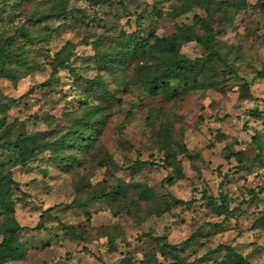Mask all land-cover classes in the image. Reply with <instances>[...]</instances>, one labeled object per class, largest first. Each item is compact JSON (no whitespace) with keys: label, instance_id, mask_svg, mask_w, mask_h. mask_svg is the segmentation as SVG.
Listing matches in <instances>:
<instances>
[{"label":"rangeland","instance_id":"374dc122","mask_svg":"<svg viewBox=\"0 0 264 264\" xmlns=\"http://www.w3.org/2000/svg\"><path fill=\"white\" fill-rule=\"evenodd\" d=\"M248 2L233 25L218 35L227 62L217 65L220 86L175 100L146 97L129 84L136 65L126 76L123 71H100L95 42L102 40L101 46L108 47L133 43L126 34L140 40L168 36L179 25L193 24L195 16L205 17L201 7L178 15L172 12L181 10V0H110L95 7L87 0H9L7 11L0 7V39L12 36L26 58V65L13 63L7 66L9 75L0 77V100L8 103L0 143L1 137L21 132L62 136L87 106L100 102L82 78L100 75L115 93L95 148L77 154L81 162L60 169L44 153L26 166H13L22 189L14 192L15 216L29 229L10 250L0 251V264H180L159 251L158 236L177 245L181 260L194 264H215L225 252H212L219 244L232 245L254 264H264V230L256 226L264 212V192H259L264 186V0ZM21 25L30 37L16 32ZM62 50L70 56V67L55 70L52 62ZM181 52L190 58L206 55L195 41L185 43ZM241 77L250 84V97L242 94ZM47 81L50 86L42 87ZM165 126L171 127L172 151L184 171L174 185L169 178L177 177L175 168L165 159L157 135ZM5 129L10 133L3 134ZM180 144L190 150L188 155L180 154ZM104 151L113 163L100 165ZM237 151L243 152L242 163L228 158ZM15 159L13 150L1 149L0 169L3 161L11 165ZM137 161L154 164L130 169ZM118 178L149 186L156 196L143 199L134 191L122 204H72L116 186ZM81 180L86 187L80 189ZM204 194L217 203L228 202L234 215L224 221ZM171 196L196 202L187 209ZM39 223L43 228L34 229ZM192 234L196 239L184 243Z\"/></svg>","mask_w":264,"mask_h":264},{"label":"trees","instance_id":"16d2710c","mask_svg":"<svg viewBox=\"0 0 264 264\" xmlns=\"http://www.w3.org/2000/svg\"><path fill=\"white\" fill-rule=\"evenodd\" d=\"M9 0H0L2 10L9 9ZM91 6H100L109 4L110 0H87ZM193 6L201 7L206 16H195L193 24L179 25L175 32L168 36L151 35L152 40H140L136 34H126L133 43L126 42L119 45H110L102 47V40L95 42L97 50L95 52L96 63L100 71H105L111 75L123 71L124 75L128 74L129 68H133L134 73L128 80V83L137 86L143 90L146 97L165 96L169 100H175L179 97L196 90H205L212 87L220 86L218 79L219 71L218 64L227 66L222 45L218 39V35L222 34L228 26L233 25L234 17L249 6L248 0H181V10L175 9L172 14L190 12ZM1 10V11H2ZM64 10L58 11L55 15L60 16ZM221 25L215 30L213 24ZM18 34L30 37V31L21 25L16 29ZM195 41L202 46L206 52L205 56L190 58L181 52L182 46L187 42ZM23 47L16 43L12 36L0 39V77H7L9 69L13 63L26 65V58L23 56ZM70 56L65 52L59 51L55 56V61L52 62L53 68L56 70L59 67H70ZM71 71H75L71 68ZM233 70L229 67V72ZM78 75V74H76ZM87 86L90 87L91 93L99 97L100 102L87 106L85 111L74 118L72 124L66 128L62 136L53 138L51 133L36 132L28 133L21 132L17 136H3V141L0 143L1 149L13 150L16 154V159L10 165L9 162L3 161L0 169V251L6 252L10 250V246L14 245L19 239L21 233L27 229V226L21 225L17 220L16 200L14 192H22L21 185L14 179L13 166H26L30 161L38 156L48 153L54 165L60 169H65L67 166H72L75 163L81 162L77 156L78 153H87L94 149L103 133V123L107 118V110L112 106L115 98V93L109 89L102 76L93 79L82 78ZM240 85L242 94L245 97L252 95L248 80L241 77ZM50 82H44L42 87L47 88ZM8 103L0 100V129L6 124ZM131 112H128V116ZM7 129L3 130V134ZM159 142L163 146L169 165L175 168L177 177L169 178V181L174 185L179 179L184 177V171L181 161L177 157V153L172 151L174 139L171 135V127L165 126L161 131L157 132ZM180 154L188 155L189 149L180 144ZM260 148H262L260 146ZM261 153V152H260ZM107 155L99 160L100 165L113 163L111 155L104 151ZM236 158L242 163L243 152H231L228 158ZM154 162L137 161L136 165L130 166V169L144 167ZM117 185L110 189L105 187L95 190L85 202L82 200L73 201L72 204H84L90 201L106 200L110 205L122 204L129 200L134 191H137L140 198L148 199L156 196L155 192L149 187L141 183H129L122 178H118ZM86 187L84 180L79 182V188ZM260 193L264 192V186L260 187ZM254 196L258 192L252 191ZM205 199L213 207L219 215H224V221H227L235 213V209H230L229 203L221 201L217 203L216 198L204 194ZM177 204L185 205L189 208L196 202V199L184 200L171 196ZM57 205L47 208L43 214L46 215ZM256 226L264 230V212L257 219ZM42 224H38L34 229H42ZM196 234L186 240L196 239ZM154 240L160 241V250L163 254L171 255L174 259L180 261V264H194L180 259L177 251V245L170 244L165 236L155 237ZM164 240V241H163ZM112 243V239H110ZM18 250L19 248H15ZM225 251L222 258L215 260V264H254L248 256L239 252L234 246L227 244H219L212 252ZM25 252V251H24ZM156 259L155 254L152 255ZM208 257L205 254L201 259ZM1 259V258H0ZM13 259V258H12ZM153 259V258H152ZM149 259L148 261H152ZM11 260L7 257L6 261ZM1 261V260H0Z\"/></svg>","mask_w":264,"mask_h":264}]
</instances>
